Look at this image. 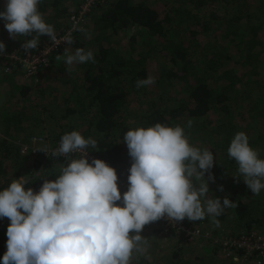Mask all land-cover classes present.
I'll list each match as a JSON object with an SVG mask.
<instances>
[{"label": "trees", "instance_id": "1", "mask_svg": "<svg viewBox=\"0 0 264 264\" xmlns=\"http://www.w3.org/2000/svg\"><path fill=\"white\" fill-rule=\"evenodd\" d=\"M72 1L75 9L82 2ZM67 2L69 1L41 0L38 6L45 22L54 27L55 33L62 34L67 27L66 18L68 19L70 12ZM246 2L248 1L105 0L97 5L93 12L100 8L101 13L85 28L90 38L77 31L73 36L74 43L66 45L55 55H62L65 48L73 51L84 48L93 52L96 62L76 65L78 77L67 89L64 88V80L53 81L52 87L47 88L50 96L44 94L38 111H31L33 109L17 101L0 110V131L8 137L0 142V190L6 188L13 179H21L25 174L28 159L15 142H24L35 135L37 128L45 125L48 120L50 124L45 125L47 141L53 145L58 144L63 134L77 130L85 138L92 137L97 141V147H89L87 151L106 162L114 171H124L131 167V158L123 141L127 130L149 127L157 122L169 126L181 125L185 127L191 144L200 148L205 144L219 148V153H215L221 158L219 166L214 164L210 172L212 176L219 172L223 176L233 177V191L231 197L227 198L237 206L230 208L227 214L230 213L229 216L242 223L246 231L253 230V226L257 227L258 213L263 212L256 202L255 205L242 202L241 194H245L243 188L246 184L243 177L237 175L238 166L235 161L227 154L230 142L237 132L247 134L253 149L257 150L258 144L260 149L264 148V141L260 136L261 130L264 131V4H261L254 15H246L242 13V7H247ZM218 5L225 8V14L216 19L214 10ZM234 6L235 12L230 13L229 8L233 9ZM4 10L3 4L0 12ZM60 20L64 24L59 28L57 25ZM245 22H250L255 27V33L244 32ZM4 24L5 21L0 19V40L7 33ZM132 29L135 31L129 37L132 41L130 49L139 47V54L132 52L125 55L117 48L111 49L108 33L122 32L129 36ZM210 33L217 34L216 42L218 45L220 42L221 46L209 53L204 52L202 66L197 65L199 53L203 50L199 49V44L203 41V36ZM47 39L40 37L38 47ZM211 43L213 42L205 41L203 45L212 49L209 46ZM8 45L10 44L6 45V52L0 59L4 67H10L11 64L8 57L13 49ZM153 59L159 64L156 70L151 63ZM237 67L242 71L245 69L243 76L235 74L234 68ZM0 76V86L7 91L10 89L7 85L17 88L15 94L19 93L22 98L27 97L34 88L31 85H15V72L9 73V77L2 69ZM148 76L154 77L157 82L155 88L167 86L165 91L171 90L174 98H166L169 102L166 108H157L150 99L146 111L132 110L131 106L140 104V100L146 98L145 92L143 94L146 87L137 89L135 82ZM58 88L69 91V94L58 93L61 91ZM154 96H157L154 99L162 97L157 93ZM244 96L250 99L247 103H252V106L244 113L245 116L239 114L245 122L241 125L242 120H237L234 108L238 102L246 100ZM54 101L56 107L53 106ZM215 115L218 119L216 122L210 119ZM188 120L192 121L191 128L186 127ZM72 121H78L80 126L74 125ZM249 124L255 125L251 127H256L253 132L239 129L247 128ZM81 126L86 129L82 130ZM255 133L257 137H253ZM192 134L196 136L192 138L193 141L202 138L203 143L197 145L193 142L190 138ZM259 148V157L264 159ZM52 161L58 164L47 165L42 163L40 157L32 158L30 168L34 174H40L24 182L25 190L32 188L38 191L44 180H55L60 175L61 168L57 172L55 168L63 165V162ZM205 177L208 178L207 173ZM247 195L253 196V193L249 190ZM227 214L220 216L221 222L227 219ZM159 222L160 232L183 237L166 219ZM174 225L193 231L195 229L186 219ZM180 240L183 241L182 238Z\"/></svg>", "mask_w": 264, "mask_h": 264}, {"label": "clouds", "instance_id": "2", "mask_svg": "<svg viewBox=\"0 0 264 264\" xmlns=\"http://www.w3.org/2000/svg\"><path fill=\"white\" fill-rule=\"evenodd\" d=\"M40 3L41 0H5V10L0 12L9 37L26 38L21 47L27 55L38 48L40 37H47L53 46L61 42L72 45V31L90 38L84 28L74 23L73 29L58 39L54 27L39 11ZM5 52L6 45L0 42V55ZM55 55L50 64L56 57L68 71L74 65L96 62L93 52L84 48H65L62 55ZM155 82L148 76L137 79L135 86L140 89ZM186 127H192L191 120ZM123 141L131 158L128 188L123 195L114 169L100 159H87V149H95L97 141L77 130L63 134L51 152L53 157L65 158L55 180H44L34 191L25 190L22 178L13 179L0 190V219L10 221L2 264H132L134 258L150 260L149 238L141 235L146 225L161 219L176 224L185 219L194 222L207 218L219 228L218 217L237 206L227 197L221 203L220 198L209 195L208 181L214 182L210 172L213 153L191 144L185 127L157 122L127 130ZM73 153L82 155L69 160ZM227 154L253 196L259 195L264 190V159L250 146L246 133L234 135ZM180 238L187 241L184 236Z\"/></svg>", "mask_w": 264, "mask_h": 264}, {"label": "rangeland", "instance_id": "3", "mask_svg": "<svg viewBox=\"0 0 264 264\" xmlns=\"http://www.w3.org/2000/svg\"><path fill=\"white\" fill-rule=\"evenodd\" d=\"M68 1L69 2H67V4L69 6V11L73 13L75 11V7L72 6L73 1L72 0H68ZM246 1H248L246 2L247 7H244V8L242 7L243 9L242 13L246 15H254L257 9L260 8L261 4H264V0H246ZM3 4L5 5V0L0 1V6H2ZM77 5L78 3L76 4V6ZM235 8H236L235 6L233 9L229 8V12L230 13L235 12L234 11ZM99 9L100 8H98L96 11L91 13L86 23L82 26V28L85 29L88 26L87 24L92 22L96 18V16L101 13V10ZM70 12L68 16L70 15ZM214 12L216 14L215 18L219 19L224 16L225 8L218 5L217 9H215ZM203 15H205V13ZM63 24H64V21L60 20L58 22L57 27L60 28L62 27ZM67 24L68 22L66 18V25ZM243 28H244V32L247 34L255 33V27L250 22L243 23ZM134 31L135 30L132 29L129 36L128 34H125L122 32H120L119 34L117 33L109 34L108 33L107 37H110L111 49L116 50L115 48H117L121 50L123 53H125V55H129L132 52L139 54L138 52L140 51L139 47H135L134 50L130 49V45L132 44V41L130 40L129 37L133 35ZM216 37H217V34L215 35L213 33L203 36V41H201L199 44L200 45L199 49H203V50L199 53L200 55L198 56V60L196 61L197 65L202 66L201 63L204 58L202 54H204V52L209 53V51L215 50L221 46L220 42H219V45L216 42L217 41ZM23 40H24L23 37H17V40H13L9 37V33L7 32L4 35L3 39H1L0 41L3 42L5 45L10 44L8 46L9 47L12 46V49H15V48H21V45L24 42ZM205 41L213 42L209 44V46L212 47V49L204 47L203 44ZM0 59H2L1 55H0ZM151 63H152V66H154V69L156 70L157 66H159L158 61L153 59ZM2 69L4 73L7 76H9V73L6 72V67H4V63L0 62V73L2 72ZM234 69H235V74L240 75V77L243 76L245 73V69H243V71L240 70L238 67ZM77 72L78 71H77L76 65L73 66V69L71 71H68L67 66L64 64V62L62 60L58 61L55 57L54 61H52L51 64L36 77L35 80L26 79L25 77H21L20 75L16 74L15 77L13 78L15 85H18V87H20V85H31L34 88H32V91L29 93L27 97L22 98L19 93L18 95L15 94V90L17 88L16 89L11 88L10 85L6 84L7 86H9L8 88H10L7 91L5 90V88H2V86H0V110L2 108L6 109V107L10 103L13 104V103H16L17 101L19 104H22L25 107H28L30 109H33L31 111H38V109L40 108V104L42 102V98H44V94L50 96L48 89L52 87V82L56 81V79L64 80L65 81L64 88L67 89L68 86H72L73 82L76 81V78L78 77ZM155 84H157V82H155ZM154 85L147 86L146 88H144L143 94L145 92L144 96L146 95V98L143 97L140 100V104L131 106L130 108L132 110L146 111L147 110L146 105L151 102L150 99L154 101L155 105L159 109L166 108L167 106H169V102L166 98L167 97L174 98L171 90L165 91L167 86L164 87L163 85H161L160 87L155 88ZM60 90L61 91L58 93L69 94L68 93L69 91L66 92L62 89ZM156 93L157 95L161 94L162 97L154 99V97H157V96H154V94ZM244 97L246 98V96ZM249 100H250L249 98H246V100L242 102L240 101L236 104L234 108L235 110L234 115L236 116L238 121L242 120V117L239 114H243V116H245L244 113L251 108L252 103H247V101ZM53 106L55 107L57 106L55 101H54ZM134 112L138 113L139 111H134ZM215 116L216 117L214 116L210 117V119H213L214 122H216V119H217V115ZM49 122L50 120H48L45 125L48 126L50 124ZM72 122H74V125L80 126V123L78 121H72ZM243 123L245 122L242 120L241 125ZM45 125L38 127L37 130L35 131L36 134L28 137L24 142H19V141L15 142V145L16 144L17 146L19 145V148L21 149L22 152L27 151L26 154H29V155H26L28 159V163L26 164V167H25V174L24 176H22V179L24 182L27 181V179L29 180V178H33L40 174V173L34 174V171L32 170V168H30L32 158L40 157L42 160V163L47 164V165H57L58 164L57 162L52 161L49 158H46L44 156L45 151L39 150L41 148L48 149L50 146L53 145L49 141H47V133H46L47 128ZM254 126L255 125L251 126L249 124L247 128H242V129L239 128V129L243 131H245L246 129L247 130L246 132H248V130L253 132L256 127L255 128H251V127H254ZM81 128L82 130L86 129L85 126H81ZM257 136H258L257 133H255L253 137H257ZM260 136L263 138V141H264V131L263 130H261ZM195 137L196 136L194 134L190 136L191 139ZM3 138L7 139L8 137L7 135H4L0 131V142ZM219 141L221 140L219 139ZM193 142H196L197 145L200 143H203L202 138H196ZM259 147L260 146L258 144L256 149L258 150ZM203 148H207L213 153L214 164L219 166L218 161L221 158L219 154L218 156L216 155L217 153H219V150H218L219 148H217L215 145L210 146L209 144H205ZM33 150L36 151L37 153L36 155H30L32 154ZM260 151L262 154H264V148L263 149L261 148ZM61 164L64 165V163H61ZM60 168H61V165L56 167L55 168L56 172L60 170ZM5 173L7 174V172ZM213 177H214V182L211 180L208 181L209 195L213 196L214 198H220L221 203H223V199L225 197H231V193L233 191L231 188V185L233 184V177L223 176V174L219 172H217L215 176ZM205 180H208V178L205 177ZM220 187L223 188V191L219 190ZM243 189H244L245 194H241L243 195L242 202L251 203L252 205H255V202H256L257 204H259L260 209L263 212L260 214L258 213V216L256 219L257 227L253 226L252 228L254 231L264 234V190H262L261 193L254 198V196L247 195V192L249 191L247 186ZM121 195L123 194L121 193ZM227 212H230V209H226L224 213L227 214ZM229 215L230 213L227 214L228 216L227 219L224 221L222 220V222H221V217L218 218L221 224L219 228H215L207 218L203 221L191 222L194 228H197L199 231V235L191 241H181L179 236L169 235L165 231L160 232L159 231L160 227H158V225L160 224L159 221L146 225L143 231L141 232V235L146 238H149V243L151 245L149 249V255L151 259L149 260L143 257L134 258L132 260V264H142L143 261H144L143 264H233V263L234 264H254L252 260L250 259L247 260L241 257L235 260H231L230 258L223 255L220 252L219 248L214 246L213 241L215 240H221L226 236L236 237L238 235H241L247 232L244 229L245 227L242 223H240L239 221H237L236 219L232 218V216H229ZM186 221L188 220L186 219ZM9 224H10V221L7 218L0 219V264H2L3 255L7 251L6 242L8 238H7L6 232H7V228Z\"/></svg>", "mask_w": 264, "mask_h": 264}, {"label": "built area", "instance_id": "4", "mask_svg": "<svg viewBox=\"0 0 264 264\" xmlns=\"http://www.w3.org/2000/svg\"><path fill=\"white\" fill-rule=\"evenodd\" d=\"M103 1L104 0H82L77 9L68 16V24L64 32L62 34L56 33L57 38L61 39L63 36L68 34L73 29L74 23H78L79 27H82L95 7ZM76 32L77 31L71 32L72 37ZM66 45L67 44L61 42L59 46H53L52 43L47 39L40 47L34 49L33 51L31 50L29 55L25 53L22 47L17 48L13 50V52L8 57L11 61V64L10 67L7 68V72H16L21 74V76L25 77L26 79H34L43 69H45L49 65L54 55L62 50V48H64ZM57 146L58 144L50 146L47 151H45L44 156L51 160H57L65 163L64 157L57 158L51 155V152ZM26 152L27 151L22 152L23 155H29L26 154ZM36 154V151L33 150L32 154L30 155ZM81 155V153H73L68 159H79ZM87 159L89 160V162H91L92 159L97 158L87 151ZM115 174L117 175L118 190L123 194L127 191L128 188V169H125L124 171H115ZM168 223L172 224L173 227L177 229L179 235L182 234L184 238L187 239V241H191L199 235L198 230L193 231L191 229L183 228L182 226L178 227L175 226L174 223L169 221ZM213 244L215 247L219 248L220 252L223 255L230 258L231 260H235L241 257L247 260H252L254 264H264L263 233L250 230L236 237L226 236L221 240H215L213 241Z\"/></svg>", "mask_w": 264, "mask_h": 264}]
</instances>
